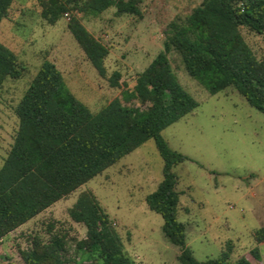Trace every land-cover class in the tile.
Instances as JSON below:
<instances>
[{"label": "rangeland", "instance_id": "obj_1", "mask_svg": "<svg viewBox=\"0 0 264 264\" xmlns=\"http://www.w3.org/2000/svg\"><path fill=\"white\" fill-rule=\"evenodd\" d=\"M85 1L78 0L49 23L41 16V0H13L1 19L0 42L16 53L21 75L6 78L0 87V165L18 125L15 105L44 59L61 71L64 88L97 111L133 89L138 73L163 49L170 23L183 20L202 0H136L139 14L118 13L115 6L92 13ZM71 16L108 47L104 76L69 31ZM239 28L255 55L264 57V32ZM167 55L178 81L198 102L161 131L171 148L187 156L174 167L180 193L177 219L186 226V244L204 260L218 256L230 241L231 261L244 255L253 264H264V240L254 239V231L264 226V113L233 87L209 92L189 75L175 50ZM114 71L120 74L119 86L110 84ZM162 164L154 139L148 138L7 233L0 241V264H24L19 250L31 246L35 236L60 239L58 252L65 264L99 262L96 250L77 247L86 227L71 218L69 209L81 192L97 199L134 264H180L179 247L162 231V216L145 201L162 178ZM256 246L259 259L251 254Z\"/></svg>", "mask_w": 264, "mask_h": 264}, {"label": "trees", "instance_id": "obj_2", "mask_svg": "<svg viewBox=\"0 0 264 264\" xmlns=\"http://www.w3.org/2000/svg\"><path fill=\"white\" fill-rule=\"evenodd\" d=\"M12 1L0 0V21L7 16ZM83 4L92 13L109 6H115L118 13H140L136 0H86ZM77 5L78 0H41L40 13L54 23ZM240 26L264 32V0H202L183 20L170 23L163 49L138 73L133 89H125L123 98L115 96L97 111L64 88L61 71L44 59L15 105L18 125L0 165V241L153 138L163 162L162 178L145 201L162 216V231L179 247L180 264H253L244 255L231 261L230 241L216 257L198 260L193 255L186 244V226L177 219L180 193L174 171L187 156L171 148L161 134L164 127L198 105L173 72L167 55L170 50L180 55L189 75L209 92L233 87L264 113V57L255 55ZM67 27L104 76L108 47L75 16L70 17ZM20 75L16 53L0 42V87L6 78ZM119 75L114 71L109 77L112 86L120 85ZM69 214L86 227L77 247L98 253L100 261L92 264H134L92 193L81 192ZM254 239L258 243L264 240V226L254 231ZM59 248L60 239L44 241L35 236L31 246L19 252L24 264H65ZM251 254L259 259L257 246Z\"/></svg>", "mask_w": 264, "mask_h": 264}]
</instances>
